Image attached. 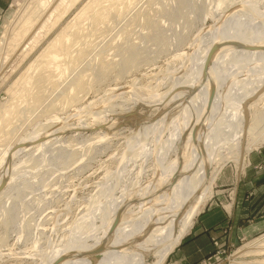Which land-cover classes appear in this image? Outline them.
I'll list each match as a JSON object with an SVG mask.
<instances>
[{"label":"bare ground","instance_id":"6f19581e","mask_svg":"<svg viewBox=\"0 0 264 264\" xmlns=\"http://www.w3.org/2000/svg\"><path fill=\"white\" fill-rule=\"evenodd\" d=\"M77 1L23 0L19 3L1 32L0 76L12 57L31 52L37 43L35 36L42 31L47 34ZM107 1L115 8V25L118 26L115 33L122 32L123 37L138 15H149V9L146 11L143 6L136 9L142 0ZM151 1L143 3L148 5ZM176 1L185 6L191 0ZM213 1L210 10L203 6L197 11L198 16L203 13L209 15L212 23L201 31L199 50L191 49L183 56L190 62L191 71L172 81L164 92L152 94L156 97L155 109H158L155 118L158 115L159 118L155 121L152 118L147 123L148 118L141 120L145 121L143 124L139 121L140 128L137 127L127 140V147L132 149H126L123 155L126 156L125 164L116 168V175H121L125 172L126 163L135 156L151 158L154 166L149 167V177L146 175L139 187L138 179L132 181L129 188L120 190L118 196H114L116 183L113 181L98 187L88 204V213L69 224L71 231L66 240L64 235L60 244H48L46 250L39 254V264H163L171 250L192 228L224 167L232 163L239 174L246 155L264 142V0ZM100 2H86L7 89L11 93L18 89L19 93L10 102L0 105V143L4 142L3 156L6 155L4 160H0V171L4 176L11 170L9 157L17 152L7 140L17 126L13 122L21 117L17 106L20 101L25 102L29 107L22 106L31 110L45 100L39 83L42 78L48 77L33 79V72L39 67L55 65L59 68L57 79L61 81L54 88L56 81L50 80L52 91L65 81L59 90L61 94L56 97L60 92L53 93L55 99L62 100L63 105L82 100L77 94L87 88L84 72L94 61L101 59L105 46L95 49L86 63L84 61L91 52L77 47L70 55L69 48L81 38L76 20L88 16L91 24L96 25L108 18L105 5L96 8ZM180 17L184 18L183 14ZM147 25L154 27L150 19ZM213 47L215 50L209 57ZM125 53L121 71L136 62V52L132 47L126 48ZM60 57L66 61L63 68L56 65ZM106 63L102 61L99 69L104 68ZM68 64L72 65L69 71ZM79 66L80 70L77 69ZM17 98L21 99L19 103L18 100L14 102ZM169 102L164 114L163 109ZM12 116H15L14 120ZM160 117L164 119L163 123ZM11 124L13 129L7 131L5 128L11 129ZM24 137L19 136L18 139L20 150L30 139L29 136ZM172 151L174 158L169 159ZM13 178L14 172L10 180ZM158 193L161 196L159 201ZM130 195H138L140 206L136 214L128 210L134 205L133 201L127 202V210L117 214L116 204ZM247 256L262 258L240 260ZM150 258H153L152 261L146 262ZM229 258L232 264H264V234L239 246Z\"/></svg>","mask_w":264,"mask_h":264},{"label":"rangeland","instance_id":"374dc122","mask_svg":"<svg viewBox=\"0 0 264 264\" xmlns=\"http://www.w3.org/2000/svg\"><path fill=\"white\" fill-rule=\"evenodd\" d=\"M22 1L0 0V36ZM88 1L78 0L47 34L42 31L35 36L37 43L31 52L12 57L0 76V105L10 102V99L18 95V89L15 88L18 92L13 91L14 94L7 89ZM144 1L142 0L136 9L143 6L147 8L146 11L149 9V15H138L136 22L126 31L125 37L122 32L115 33L118 27L115 25V8L108 4L107 0H101L96 6L102 8L105 5L108 8V18L104 22L93 25L88 16L76 20L77 32L81 34V38L69 48L70 55L75 53L77 47H82L86 52H91L84 61L86 63L96 50L105 46L101 59L94 61L84 72L87 88L77 94L82 100L63 105L62 100L55 99L61 94L59 90L65 84V81L62 82L52 91L50 80L56 81L54 88L61 81L57 79L59 68L55 65L39 67L31 74L33 79L37 76L48 77L42 78L39 83V90L45 95V100L34 107V111L32 107L31 110L27 108L29 105L22 103L21 99H14V102L20 101V105L16 104L19 105L17 107L21 117L16 118L15 124V116H12L13 125H17L14 129L12 124L11 129L5 128L7 131L13 129L10 132L11 140L9 135L7 140L17 152L9 157L10 172H5L4 176L3 171H0V264H39V254L46 250L48 244H60L64 235L66 240L71 231L69 224L88 213V204L98 187L113 181L116 183L114 196H118L120 190L129 188L128 185L134 180L138 179L139 187L140 181L150 173L149 167L154 166L151 161L153 159L135 156L126 163L125 172L116 175V168L125 164L126 156L123 155L126 149H132L127 147L131 133L137 130L140 124L145 123L143 120L148 118L147 123L152 118L153 121L159 118V115L155 118L158 109H155L156 97H152V94L164 92L171 86L172 81L186 76L191 71L190 62L183 56L191 49L199 48L198 38L201 31L212 23L209 15L203 13L198 16L197 11L203 6L210 10L214 1L191 0L185 6L177 4L176 0H152L148 5L143 3ZM180 14H183L184 18H181ZM147 16L155 28L147 25ZM104 37H107L106 40ZM128 47L135 50L136 62L134 66L121 71L122 60L127 55L124 51ZM102 61H106L107 65L99 69ZM65 63V58L60 57L56 65L63 68ZM80 66L77 69L80 70ZM71 67L72 65L68 64V71ZM58 92L60 93L57 94ZM53 93L57 94L56 97ZM47 96L52 98L53 105ZM170 103L163 109L164 114ZM22 105L28 106L25 108ZM160 122H164L162 117ZM19 136L30 137L21 150ZM2 143L0 160L6 157L3 156ZM174 151L169 154V159L174 158ZM13 172L14 178L10 180ZM233 177V165L228 163L214 183L213 195L204 208L209 203L216 202L226 206L232 201L230 191L223 192L220 197L214 193L222 188L221 183H224L226 178L229 181ZM133 196L130 195L116 204L117 214L127 210V202L130 201H133L134 205L128 210L133 215L136 214L140 202L138 195ZM160 198L158 193V201ZM262 234L264 232L254 238ZM215 238L212 239L213 253L202 259L201 264H232L229 257L239 246L254 239L242 238L236 245L227 247L226 244H221L219 238ZM260 258L262 256H247L241 257L240 260ZM152 259L146 262H151ZM168 263L169 259L164 264Z\"/></svg>","mask_w":264,"mask_h":264},{"label":"crops","instance_id":"0c3cea01","mask_svg":"<svg viewBox=\"0 0 264 264\" xmlns=\"http://www.w3.org/2000/svg\"><path fill=\"white\" fill-rule=\"evenodd\" d=\"M233 169V179L226 178L221 183L222 188L214 193L220 197L230 191L232 201L226 206L215 202L203 208L164 263L169 259L168 264H201L202 259L214 251L213 238L232 247L242 238L252 239L264 232V142L246 155L239 174L234 166ZM221 174L222 171L219 176ZM213 192L214 189L211 197Z\"/></svg>","mask_w":264,"mask_h":264},{"label":"water","instance_id":"95a60500","mask_svg":"<svg viewBox=\"0 0 264 264\" xmlns=\"http://www.w3.org/2000/svg\"><path fill=\"white\" fill-rule=\"evenodd\" d=\"M214 50H215V47H213V49H211V52H210V55H209V57L211 56V53H213L214 52ZM208 61H209V59H208ZM100 250V249H99Z\"/></svg>","mask_w":264,"mask_h":264}]
</instances>
